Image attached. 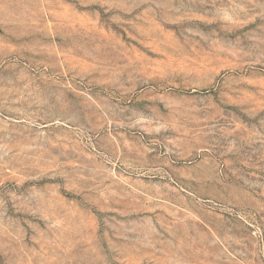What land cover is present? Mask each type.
<instances>
[{
	"label": "rangeland",
	"instance_id": "rangeland-1",
	"mask_svg": "<svg viewBox=\"0 0 264 264\" xmlns=\"http://www.w3.org/2000/svg\"><path fill=\"white\" fill-rule=\"evenodd\" d=\"M0 264H264V0H0Z\"/></svg>",
	"mask_w": 264,
	"mask_h": 264
}]
</instances>
